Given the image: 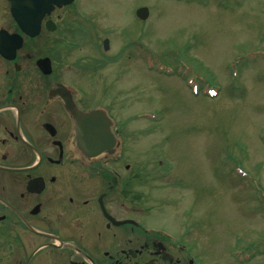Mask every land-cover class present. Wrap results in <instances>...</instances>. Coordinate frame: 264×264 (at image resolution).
<instances>
[{
    "label": "rangeland",
    "instance_id": "1",
    "mask_svg": "<svg viewBox=\"0 0 264 264\" xmlns=\"http://www.w3.org/2000/svg\"><path fill=\"white\" fill-rule=\"evenodd\" d=\"M74 6L100 28L88 37L111 38L101 78L128 104L122 158L157 165L138 194L143 219L176 232L187 220L205 264H264V252L236 259L264 239V0Z\"/></svg>",
    "mask_w": 264,
    "mask_h": 264
},
{
    "label": "flooded vegetation",
    "instance_id": "2",
    "mask_svg": "<svg viewBox=\"0 0 264 264\" xmlns=\"http://www.w3.org/2000/svg\"><path fill=\"white\" fill-rule=\"evenodd\" d=\"M32 1L0 0V264H205L187 220L176 232L143 219L157 173L122 158L130 118L101 78L106 37H88L100 28L76 0ZM71 108L99 111L115 152L87 155Z\"/></svg>",
    "mask_w": 264,
    "mask_h": 264
},
{
    "label": "water",
    "instance_id": "3",
    "mask_svg": "<svg viewBox=\"0 0 264 264\" xmlns=\"http://www.w3.org/2000/svg\"><path fill=\"white\" fill-rule=\"evenodd\" d=\"M73 0H54L55 3H58L59 5H63L66 3H69ZM33 1L29 0V4H31ZM32 12H29V17H32ZM137 15L141 19H146L149 15V9L147 7H140L137 10ZM72 111L74 112V116L77 120V129L78 132L83 136L84 141L81 143L82 149L88 154V155H96L97 153H100L103 149H109L111 147V142L108 138L111 139V131L110 129H106V131L103 129L101 130V127L99 126V123H95L93 121V118L95 117L96 112L87 113L84 114L81 111H75V109L72 108ZM101 130V131H100ZM101 132V135L99 134ZM98 138V140H96ZM108 139V142H107ZM103 144L100 146V144Z\"/></svg>",
    "mask_w": 264,
    "mask_h": 264
}]
</instances>
